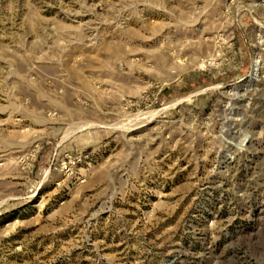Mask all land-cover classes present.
<instances>
[{
  "label": "rangeland",
  "instance_id": "374dc122",
  "mask_svg": "<svg viewBox=\"0 0 264 264\" xmlns=\"http://www.w3.org/2000/svg\"><path fill=\"white\" fill-rule=\"evenodd\" d=\"M263 30L264 0H0V264H264Z\"/></svg>",
  "mask_w": 264,
  "mask_h": 264
},
{
  "label": "bare ground",
  "instance_id": "6f19581e",
  "mask_svg": "<svg viewBox=\"0 0 264 264\" xmlns=\"http://www.w3.org/2000/svg\"><path fill=\"white\" fill-rule=\"evenodd\" d=\"M261 33H262V35H261V40L262 41H264V30H263V32L261 31ZM256 70V65H254V71Z\"/></svg>",
  "mask_w": 264,
  "mask_h": 264
}]
</instances>
